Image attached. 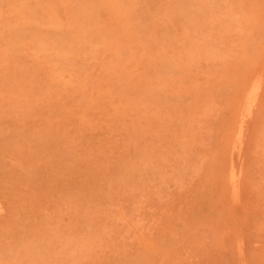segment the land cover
<instances>
[{
  "label": "rangeland",
  "instance_id": "374dc122",
  "mask_svg": "<svg viewBox=\"0 0 264 264\" xmlns=\"http://www.w3.org/2000/svg\"><path fill=\"white\" fill-rule=\"evenodd\" d=\"M263 129L264 0H0V264H264Z\"/></svg>",
  "mask_w": 264,
  "mask_h": 264
},
{
  "label": "bare ground",
  "instance_id": "6f19581e",
  "mask_svg": "<svg viewBox=\"0 0 264 264\" xmlns=\"http://www.w3.org/2000/svg\"><path fill=\"white\" fill-rule=\"evenodd\" d=\"M204 5H205V4H204ZM207 5H208V4H207ZM25 23H26V22H25ZM25 23H24V24H25ZM51 23H52V22H51ZM23 26H24V25H23ZM25 26H27V24H26ZM53 26H54V25H53ZM54 27H55V26H54ZM20 29H21V28H20ZM23 30H26V28L23 29ZM40 39H43V41L45 40L43 37L40 38ZM46 40H47V39H46ZM46 40H45V42L48 41V40H47V41H46ZM40 43H41V42H39V44H40ZM54 43H56L55 40H54ZM41 44H42L41 47H42V46L44 47V44H46V43H44V44L41 43ZM48 44H49V42H48ZM50 44H51V42H50ZM50 44H49V45H50ZM58 44H59V42H58ZM55 45H56V44H55ZM46 46H48V45H46ZM56 46H57V48L59 47V45H56ZM41 47H39V48H41ZM43 47H42V48H43ZM44 48H45V47H44ZM51 49H54V48L51 47ZM59 49H61V46H60ZM42 50H43V49H42ZM44 50H45V49H44ZM46 50H47V49H46ZM49 51H50V50H49ZM61 51H62V50H61ZM64 51H65V50H64ZM46 52H47V51H46ZM49 53H50V52H49ZM49 53H48V54H49ZM53 53H55V52H53ZM59 53H60V52H59ZM57 54H58V53H57ZM64 54H65V53H64ZM45 55H47V54H45ZM42 56H44V54H43ZM48 56L50 57V55H47V57H48ZM51 56H53V55H51ZM54 56H57V55H54ZM59 57H61V55H60ZM62 57H64V55H63ZM34 58H35V57H34ZM43 58H46V57H43ZM50 58H51V57H50ZM37 59H38V58H37ZM37 59H36V60H37ZM55 59H56V57L53 58V60H55ZM59 59H65V58H59ZM59 59H57V60H59ZM66 59H67V57H66ZM34 60H35V59H34ZM50 60H52V59H50ZM41 61H42V60H41ZM41 61H40V62H41ZM46 61H47V60H46ZM65 61H68V59L65 60ZM36 62H37V61H36ZM50 62H52V61H50ZM50 62H49V63H50ZM59 62H60V60H59ZM62 62H63V61H62ZM38 63H39V62H38ZM38 63H37V64H38ZM47 63H48V62H47ZM55 63L57 64L58 62L56 61ZM55 63L53 62L54 65H55ZM59 64H60V63H59ZM46 66H47V65H46ZM49 66H50V65H49ZM55 66H56V65H55ZM44 67H45V66H44ZM59 68H60V66H59ZM53 70H54V68H53ZM56 70H57V68H56ZM59 70H60V69H59ZM51 72H53V71H51ZM53 75H54V74H52V77H53ZM53 78H55V77H53ZM251 89H252V88H251ZM247 92H248V91H247ZM243 93H244V92H243ZM249 94H250V91H249ZM251 94H253V93H251ZM247 95H248V94H247ZM253 95H254V94H253ZM253 95H252V96H253ZM250 97H251V96H250ZM250 97H249V98H250ZM246 98H247V97H246ZM254 98H255V97H254ZM252 99H253V98H252ZM252 99H251V100H252ZM247 100H248V99H247ZM249 101H250V100H249ZM248 103H249V102H248ZM245 108H246V106H245ZM239 124H240V123H239ZM263 130H264V129H263ZM237 136H238V134H237ZM236 138H237V137H236ZM140 170H141V169H140ZM231 171H232V170H231ZM144 172H146V170H145ZM232 172H233V171H232ZM232 172H231V173H232ZM166 173H168V172H165V175H167ZM232 174H233V173H232ZM232 176H233V175H232ZM165 177H166V176H165ZM165 177H164V178H165ZM164 180H165V179H164ZM166 180H167V179H166ZM227 183H229V182H227ZM0 209H2V208H0ZM6 227H7V226H6ZM35 246H36V243H35ZM37 248H38V247H37ZM36 250H37V249H36ZM20 263H21V262H20ZM20 263H19V264H20Z\"/></svg>",
  "mask_w": 264,
  "mask_h": 264
}]
</instances>
